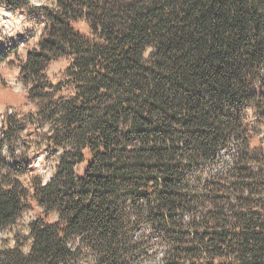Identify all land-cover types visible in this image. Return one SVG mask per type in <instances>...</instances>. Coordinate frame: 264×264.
Listing matches in <instances>:
<instances>
[{"label":"trees","instance_id":"1","mask_svg":"<svg viewBox=\"0 0 264 264\" xmlns=\"http://www.w3.org/2000/svg\"><path fill=\"white\" fill-rule=\"evenodd\" d=\"M0 5L46 17L20 65L34 112L0 127V264H141L160 247V264H264V141L249 127V111L264 127V0ZM29 126L47 182L27 179ZM33 199L57 220L7 234Z\"/></svg>","mask_w":264,"mask_h":264},{"label":"rangeland","instance_id":"2","mask_svg":"<svg viewBox=\"0 0 264 264\" xmlns=\"http://www.w3.org/2000/svg\"><path fill=\"white\" fill-rule=\"evenodd\" d=\"M31 4L33 7L53 6L54 0H31ZM45 19L46 17L41 11L36 14H29L10 10L0 5V127L5 116L8 115L9 109H12L11 114L17 115L22 121L34 112V103L27 100L29 87L24 85L20 77V65L26 59L28 52L35 49L42 38ZM72 25L80 33L89 34V27L84 21L73 22ZM66 65L67 61L64 59L55 61L49 67V75L53 76L64 69ZM249 112V127L252 129L253 145L258 146L264 141V127L261 128L262 132L258 133L259 129L254 127L256 118L252 116L251 111ZM41 132L42 130H35L29 126L24 135L29 145L28 150L24 148L26 166L29 167L27 178L29 182L33 176H38L47 182L54 173L53 158L48 157V149L39 139ZM31 205V209L23 214L17 226L10 228L7 234L14 233L10 231L26 229L27 224L38 216H47L50 221L57 220L56 213L46 215L43 208L34 199ZM28 249L29 246H26L25 250ZM163 254L164 250L160 247L156 250L153 258L146 259L141 264H160ZM82 264H86V262Z\"/></svg>","mask_w":264,"mask_h":264},{"label":"built area","instance_id":"3","mask_svg":"<svg viewBox=\"0 0 264 264\" xmlns=\"http://www.w3.org/2000/svg\"><path fill=\"white\" fill-rule=\"evenodd\" d=\"M12 113V109H9V111H8V114H11ZM5 116V115H4Z\"/></svg>","mask_w":264,"mask_h":264}]
</instances>
